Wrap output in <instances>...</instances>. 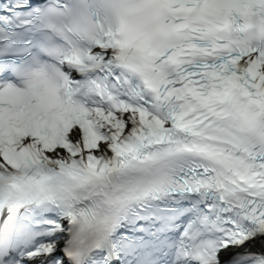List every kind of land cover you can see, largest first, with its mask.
<instances>
[{
  "label": "snow or ice",
  "instance_id": "1",
  "mask_svg": "<svg viewBox=\"0 0 264 264\" xmlns=\"http://www.w3.org/2000/svg\"><path fill=\"white\" fill-rule=\"evenodd\" d=\"M0 264H264V0H0Z\"/></svg>",
  "mask_w": 264,
  "mask_h": 264
}]
</instances>
